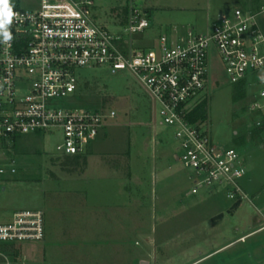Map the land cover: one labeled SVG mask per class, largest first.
<instances>
[{
  "label": "rangeland",
  "instance_id": "rangeland-1",
  "mask_svg": "<svg viewBox=\"0 0 264 264\" xmlns=\"http://www.w3.org/2000/svg\"><path fill=\"white\" fill-rule=\"evenodd\" d=\"M133 1L151 12L150 28L136 39L140 46H154L170 26L206 32L236 8L258 13L264 30V0ZM129 2L95 0L98 20L115 30L112 18H123ZM77 74L80 89L71 106H104L117 117L106 121L86 155L59 152L60 131L16 137L6 153L16 160L17 173L5 190L0 187V219L41 209L45 239L4 243L0 250L38 264H264V230L213 253L261 226L258 207L264 209V128L255 126L259 115L250 110L255 93L243 85L237 97L242 87L230 83L217 50H210L207 120L213 142L236 148L243 158L240 181L249 198L237 208L218 185L189 193L192 170L178 160L176 127L161 122L128 71L102 65L79 67ZM220 213V222L212 220Z\"/></svg>",
  "mask_w": 264,
  "mask_h": 264
},
{
  "label": "built area",
  "instance_id": "built-area-1",
  "mask_svg": "<svg viewBox=\"0 0 264 264\" xmlns=\"http://www.w3.org/2000/svg\"><path fill=\"white\" fill-rule=\"evenodd\" d=\"M29 1V4H26ZM12 39L0 37V187L17 173L7 155L16 137L60 131L56 148L64 156L86 155L117 117L104 106L74 108L71 96L80 89L79 67L108 66L126 70L146 91L161 122L176 127L178 160L192 170V193L206 186L226 189L234 202L249 198L240 179L246 174L241 153L218 146L208 120L192 122L191 112L207 100L210 50L215 48L233 85H247L255 98L250 110L264 128V30L258 13L236 8L220 15L210 29L170 26L150 46L138 45L150 28L149 11L134 3L124 17L113 16L110 29L98 20L95 0H11ZM264 11V8H263ZM159 106V109H158ZM263 219L264 210L260 211ZM45 217L41 209H23L0 219V244L41 242ZM0 250V264L28 263Z\"/></svg>",
  "mask_w": 264,
  "mask_h": 264
},
{
  "label": "clouds",
  "instance_id": "clouds-1",
  "mask_svg": "<svg viewBox=\"0 0 264 264\" xmlns=\"http://www.w3.org/2000/svg\"><path fill=\"white\" fill-rule=\"evenodd\" d=\"M15 16H17V13L13 11L11 0H0V37L3 38L5 43L12 39L9 26Z\"/></svg>",
  "mask_w": 264,
  "mask_h": 264
},
{
  "label": "crops",
  "instance_id": "crops-1",
  "mask_svg": "<svg viewBox=\"0 0 264 264\" xmlns=\"http://www.w3.org/2000/svg\"><path fill=\"white\" fill-rule=\"evenodd\" d=\"M148 11H149V13L151 14V12H150V10H149V8H146ZM193 185V184H192ZM192 188V187H191ZM189 193L190 194H194V193H192L191 192V190H189ZM249 194V193H248ZM251 202L255 205V203H254V201L251 199ZM255 207L257 208V205H255ZM258 209H259V211H262V210H264V209H262V208H260V207H258ZM220 214H222V213H220ZM219 215V214H218ZM218 215H216V216H214L213 218H212V220H215V222H217L216 220L218 219L219 220V222H220V220H222V218H217L218 217ZM224 216V215H223ZM261 216V215H260ZM259 220H261V226H259L258 228H255V229H250V230H248V232L247 233H244V234H242V235H240V236H238V237H236V238H234V239H232V240H230L229 242H227V243H223V244H221V245H219V246H217V248L213 251V253L214 252H217V251H224V250H226V249H228V248H231V247H233V246H235V245H237V244H239V243H245L246 241H247V239L249 238V236H251V235H253V234H257V233H259V232H261V231H263L264 229H262V224H263V219H262V217L261 218H259ZM257 221H258V219H257ZM218 222V223H219ZM258 222H260V221H258ZM218 223L216 224V225H218ZM142 264H149V262H142Z\"/></svg>",
  "mask_w": 264,
  "mask_h": 264
},
{
  "label": "trees",
  "instance_id": "trees-1",
  "mask_svg": "<svg viewBox=\"0 0 264 264\" xmlns=\"http://www.w3.org/2000/svg\"><path fill=\"white\" fill-rule=\"evenodd\" d=\"M242 88H240V92H239V95H237V97H242V91H243V85L242 84H239ZM236 97V98H237ZM189 119L192 121V122H198V121H201V122H204L208 119V102L207 100L203 101L201 104H199L192 112L191 114L189 115ZM16 139L14 140V143H13V146L14 147L16 145ZM79 156V155H78ZM241 202H236L234 207L237 208L239 205H240ZM218 217H222V214H219ZM15 254H18V251H16ZM17 259V257H16Z\"/></svg>",
  "mask_w": 264,
  "mask_h": 264
}]
</instances>
